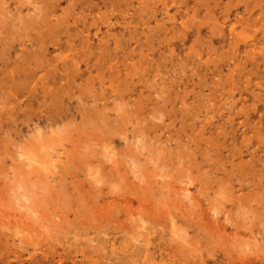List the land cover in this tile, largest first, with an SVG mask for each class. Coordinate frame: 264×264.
<instances>
[{
	"label": "rangeland",
	"instance_id": "374dc122",
	"mask_svg": "<svg viewBox=\"0 0 264 264\" xmlns=\"http://www.w3.org/2000/svg\"><path fill=\"white\" fill-rule=\"evenodd\" d=\"M0 264H264V0H0Z\"/></svg>",
	"mask_w": 264,
	"mask_h": 264
},
{
	"label": "bare ground",
	"instance_id": "6f19581e",
	"mask_svg": "<svg viewBox=\"0 0 264 264\" xmlns=\"http://www.w3.org/2000/svg\"><path fill=\"white\" fill-rule=\"evenodd\" d=\"M107 148V147H106Z\"/></svg>",
	"mask_w": 264,
	"mask_h": 264
}]
</instances>
